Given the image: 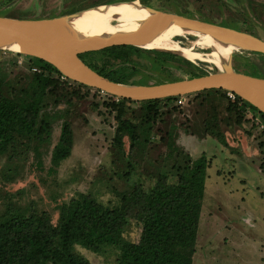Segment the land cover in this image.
<instances>
[{"label":"rangeland","instance_id":"1","mask_svg":"<svg viewBox=\"0 0 264 264\" xmlns=\"http://www.w3.org/2000/svg\"><path fill=\"white\" fill-rule=\"evenodd\" d=\"M105 1L108 0H0V13L53 18ZM140 2L163 12L226 26L234 24L264 40V0ZM175 38L180 45L200 52L202 59L190 61L174 53L184 61L169 60V68L160 72L150 69L146 56H134L138 68L134 78L147 77L152 84L162 74L177 80L223 69L209 55L215 46L194 44L200 37L193 33ZM231 64L239 72L264 74L260 53L238 48L231 54ZM31 66L27 55L0 49V76L6 85H14L20 77L31 74ZM51 75L57 76L53 72ZM69 84L61 86L56 97L51 92L45 95L42 111L54 115L55 120L46 143L39 145L43 168H36L31 148L23 151L15 163L0 156V213L8 201L16 206L32 203L48 212L55 222L57 205L78 193L114 205L119 201L118 193L130 185L152 186L158 172L174 159L179 163L187 155L192 159L203 155L207 166L192 264H264V118L258 112L245 104L242 113L228 109L229 101L223 92L209 93L204 98L188 94L182 96L181 103L178 99L163 100L158 103L154 121L144 128L148 139L130 147V139L125 136L119 149L113 141L116 112L105 106L112 100L110 94ZM140 111L139 101L128 102L123 117L137 120ZM63 121L71 125L73 145L70 155L50 174L51 149ZM127 171L128 175H122ZM5 172L12 174V179H5ZM140 231L141 213L136 212L128 218L124 237L137 241ZM75 251L93 264H115L118 253L107 248L96 254L77 245Z\"/></svg>","mask_w":264,"mask_h":264},{"label":"trees","instance_id":"2","mask_svg":"<svg viewBox=\"0 0 264 264\" xmlns=\"http://www.w3.org/2000/svg\"><path fill=\"white\" fill-rule=\"evenodd\" d=\"M113 1L116 0L103 3ZM229 26L237 29L234 24ZM260 55L264 58L263 54ZM134 56H146L150 59V69L160 72L169 68V60L184 61L172 53L132 45H114L81 54L89 67L115 82L149 84L147 77L134 78L138 73ZM28 57L31 67L39 71L20 77L14 85H6L0 76V156L15 163L23 151L31 148L35 153L36 168L42 169L39 145L46 143L51 123L55 120L54 115L42 111L45 95L47 92L55 97L60 95V87L70 85L69 82L87 89L92 87L62 79V74L52 65L39 58ZM52 72L57 76L51 75ZM160 72L157 73L160 75ZM202 74L194 73L189 77ZM257 74L264 76L260 71ZM170 80L162 74L154 83ZM214 92L227 95V90L219 88L193 94L204 98ZM109 96L112 100L105 102V106L116 112L113 141L119 149H122L125 136L130 139V147L148 139L144 128L158 115V103L179 98L140 100L141 114L137 120H132L123 115L126 103L134 100ZM227 99L228 109L242 113L245 104L264 118V113L235 93L234 99ZM239 101L243 103L238 104ZM208 127L206 122L205 128ZM72 145L71 125L63 121L57 142L51 149L48 173L56 172L70 155ZM171 147L175 149L173 143ZM206 166L207 160L203 155L197 159L187 155L179 163L174 159L158 172L152 186L144 188L134 183L118 193L119 201L114 205L103 204L90 194L78 193L57 205L55 222L48 212L32 203L16 206L8 201L0 213V264H93L75 251L76 245L96 254L114 248L118 252L115 264H192ZM122 175H128V171ZM3 177L10 180L13 175L5 172ZM136 212L141 213V231L138 240L131 241L124 237V228L128 218Z\"/></svg>","mask_w":264,"mask_h":264},{"label":"water","instance_id":"3","mask_svg":"<svg viewBox=\"0 0 264 264\" xmlns=\"http://www.w3.org/2000/svg\"><path fill=\"white\" fill-rule=\"evenodd\" d=\"M130 1H138L148 10L150 20H155L156 23L157 19L155 26L157 29H161L172 21L180 29L189 31L185 33L208 34L219 42L232 43L240 49L264 55V40L256 35L196 17L163 12L142 4L140 0ZM77 12L53 18L21 17L20 15L17 17L0 13V49L5 45L16 44L18 53L39 58L52 65L66 78L115 97L140 101L219 88L235 93L264 113V76L236 71L231 64V55L229 64L223 66L222 70L207 71L205 74L189 78L146 85H129L109 79L89 67L81 54L114 45H132L143 48L142 45L148 42L155 32L136 30L127 34L111 35L100 40L68 37L63 34L60 25L67 17ZM153 50L182 56L175 50ZM194 60L196 59L190 61Z\"/></svg>","mask_w":264,"mask_h":264},{"label":"bare ground","instance_id":"4","mask_svg":"<svg viewBox=\"0 0 264 264\" xmlns=\"http://www.w3.org/2000/svg\"><path fill=\"white\" fill-rule=\"evenodd\" d=\"M156 23L155 20H150V13L138 1L126 0L93 5L78 10L76 14L67 17L62 22L60 29L68 37L94 40L115 34H127L136 30L155 32L153 37L142 45L144 49L175 50L188 60L202 59L200 52L191 47L182 46L175 40L176 36L189 31L180 29L172 21L161 29L155 27ZM191 33L200 37V40L194 44L202 43L216 47V50L209 55L218 66H227L230 62L229 56L239 48L232 43L219 42L208 34ZM2 49L18 52L16 44L2 46Z\"/></svg>","mask_w":264,"mask_h":264},{"label":"built area","instance_id":"5","mask_svg":"<svg viewBox=\"0 0 264 264\" xmlns=\"http://www.w3.org/2000/svg\"><path fill=\"white\" fill-rule=\"evenodd\" d=\"M31 69H32L33 72H35V71H39V69L36 68V67H31ZM60 77H61L62 79L66 78L64 75H61ZM226 94H227V97H229L230 99H234V93H233V92L227 91ZM182 96H183V95L179 96V98H178V103H181V102H182V100H181ZM183 97H184V96H183Z\"/></svg>","mask_w":264,"mask_h":264}]
</instances>
